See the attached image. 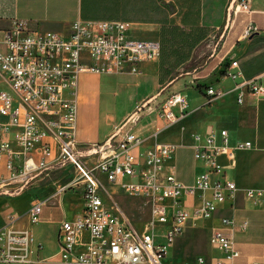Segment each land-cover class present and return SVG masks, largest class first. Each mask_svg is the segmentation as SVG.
Wrapping results in <instances>:
<instances>
[{
    "label": "crops",
    "instance_id": "0c3cea01",
    "mask_svg": "<svg viewBox=\"0 0 264 264\" xmlns=\"http://www.w3.org/2000/svg\"><path fill=\"white\" fill-rule=\"evenodd\" d=\"M229 2L230 0H0V7L11 13L9 18H0V40L4 31L16 21L26 23L33 30L67 34L71 24L77 20H109L128 23V32L132 38L158 40L163 44L159 57L140 63L138 73H81L75 98L78 105L76 131L79 147L104 142L136 111L132 110L140 106L146 112L140 121L142 117L149 120L141 126L139 121L133 127L134 132L147 139L140 148L141 152L155 142L173 143L176 151L178 148L181 151H175L167 165L174 168L176 177L184 184H192L203 174H206L211 185L217 180H231L236 184V191L232 195L225 191L226 195L221 199L213 198L211 188L203 192L216 205V213L209 220H196L192 216L193 209L202 203L199 194L183 197L182 204L188 217L182 233L166 248L168 252L165 264H200V257L204 259V264H216L223 257V252L211 244V232L213 228L223 226V218L234 221L226 229L233 231L235 247L240 251L238 261L241 264H264V202L256 205L244 194L246 188L264 189V96L257 97L247 92L243 102H239V90L235 88L237 80H249L264 74V0H252L250 12H229L231 16L228 13L227 20L230 16V22L227 23V29L224 25L225 28H222L223 31L214 40L209 51L193 59L200 43L211 36L208 31L215 32L224 23ZM249 23L258 29L248 35L246 26ZM179 35L186 37L182 40ZM179 48L186 50V56L179 53L178 57H172L170 52H181L177 50ZM191 60L195 61L194 69L175 83L174 80L169 81L173 70L163 73L165 66H187ZM233 60L238 62L235 67L231 66ZM227 69L236 72L237 78L227 75ZM194 71L199 75L195 81V73L192 74ZM107 75H115L117 83L126 90L135 89L138 92L133 97L131 94L127 96L129 100L133 98V102L122 115L111 110L103 114L104 85L109 87L112 83L105 81ZM186 75L193 77L192 86L184 88L186 104L183 108L174 107L176 114L181 110L185 113L166 126L155 108L171 91L182 90L184 83L191 81L184 77ZM2 78L6 85L0 91L10 92L8 82L3 76ZM181 78H186L184 83H181ZM211 85L223 89V95L211 99L206 93V88ZM166 89L170 91L167 92ZM156 100L158 102L155 105H150ZM148 101L150 102L146 104ZM7 120L9 119L5 116L1 118L2 122ZM222 129L228 131L229 146L249 141L251 147L237 150L233 157L220 154L217 162L221 168L219 172H212L205 160L195 156V151L197 147L202 148L207 144L209 130L216 133L215 143H221L219 131ZM17 132L12 127L6 132L9 148L14 153L10 156L5 153L0 157V178L3 181L10 177L6 167L10 159L16 169L23 168L24 157L16 154L21 152L16 141ZM50 141L51 157L55 158L58 147L52 138ZM183 149L190 151V163L183 156ZM35 157L38 158L36 153ZM79 178L73 164L57 163L44 174L30 179L28 184L9 183L6 186L9 192H0V227L8 224L9 228L27 231L32 236L28 261L6 264H68L61 255L59 228L63 220H72L82 212L83 185L63 192L58 189ZM126 178L131 179L126 176L114 185L102 177L106 187L103 197L110 202L107 201L108 204L116 203L109 193L112 190L124 191L121 184ZM40 201H43L40 218L33 223L30 209ZM245 222L244 228L242 224ZM161 231L162 228L158 231L160 236ZM88 240V232L80 233L74 247L75 252L83 251ZM163 240L160 237L158 242Z\"/></svg>",
    "mask_w": 264,
    "mask_h": 264
},
{
    "label": "built area",
    "instance_id": "2783aa9c",
    "mask_svg": "<svg viewBox=\"0 0 264 264\" xmlns=\"http://www.w3.org/2000/svg\"><path fill=\"white\" fill-rule=\"evenodd\" d=\"M251 3L252 0H235L234 14L250 12ZM71 25L67 34H60L33 30L26 23L16 21L0 40L4 45V50H0V74L11 88L10 92L0 91V157L14 153L6 135L10 127L18 130L16 141L21 152L16 154L24 157L20 170L11 159L8 161L10 177L4 181L0 178V192H9L6 189L9 183L28 184L30 179L57 163H71L80 178L58 191L82 184L84 207L74 219L63 220L59 228L60 251L68 264H165L166 248L182 233L188 217L183 197L199 194L202 203L193 209L192 216L196 220H209L216 213V205L203 192L211 188L213 198L221 199L225 191L232 195L236 184L231 180H217L211 185L206 174L198 176L192 184H184L176 177L174 168L167 165L176 151L173 143L155 142L141 152L147 139L133 131L142 116L140 106L128 118L133 126L125 133H120L122 125L104 142L79 147L75 94L80 74L138 73L140 63L159 57L161 45L158 40L132 38L129 24L122 21L77 20ZM257 29L249 23L246 33L249 35ZM237 65V60L231 62V66ZM226 71L227 75L237 78L236 72ZM198 76L195 71L193 80ZM235 88L239 90V102H243L247 92L263 97L264 74L237 80ZM206 93L214 99L223 95V89L211 85ZM185 104L182 90L173 91L155 111L168 126L185 113L181 110L176 114L174 107L183 108ZM3 116L9 120L2 122ZM118 134L119 139L114 142ZM219 136L222 141L216 144V133L209 130L207 144L195 151V156L205 160L212 172H219L221 168L217 162L220 154L233 157L237 150L251 147L249 141L229 146L226 129L220 130ZM51 138L58 147L55 158L51 157ZM126 176L132 181L122 182L123 190L128 196L145 200L150 211L147 219L131 220L117 203L108 204L103 197L106 187L102 177L115 185ZM244 194L256 205L264 202L262 188H246ZM42 204L40 201L30 209L33 223L40 218ZM222 221V227L212 229L210 239L223 252L216 264H241L233 231L226 229L234 221L230 218ZM245 226L246 222L242 224ZM161 228L162 236L158 232ZM85 231L89 240L84 250L76 253L77 239ZM160 237L163 242H158ZM31 242L32 236L27 231H17L8 224L0 227V262L28 261ZM198 261L205 262L202 257Z\"/></svg>",
    "mask_w": 264,
    "mask_h": 264
},
{
    "label": "rangeland",
    "instance_id": "374dc122",
    "mask_svg": "<svg viewBox=\"0 0 264 264\" xmlns=\"http://www.w3.org/2000/svg\"><path fill=\"white\" fill-rule=\"evenodd\" d=\"M231 4H232V1L230 0V2L227 4V7H226V15H225L224 23L222 25H219L217 31H215V32H212L210 30L208 31V34L210 33L211 36L206 37V39L200 43V45L198 46V49H196V52L194 54L193 59L197 58L199 56H203L206 52H208L209 49L213 46L214 40L216 41L219 38L220 33L223 31L222 28L224 27V25L226 26L227 23L230 22V16H231L230 13L231 14L234 13L233 10H234L235 2L232 5V7H231ZM228 13L230 16L227 20ZM1 26L2 25L0 24V27ZM212 29H214V28H212ZM1 35H2V33L0 31V37H1ZM178 37L180 39L184 40L186 36L179 35ZM160 45L162 47L163 44L160 43ZM0 50H2V51L4 50V45L2 43H0ZM177 50H180L181 52H176V51L170 52L173 54L172 57H178L179 53H181L183 56H186V50H184V49L182 50L180 48ZM160 53H161V50H160ZM193 62H195V61L191 60L190 63H187V66L183 65V66H179L177 68H173L171 66H167V67L165 66L163 68V73L166 74L167 70H176V72H178V71L181 72L180 74L176 75L174 78L170 77V79L173 78L174 81L173 80L172 81L175 83L176 81H178V78L182 77L185 73H188L189 71H192L194 69V67H193L194 63ZM199 69H197V70H199ZM193 73H195V71ZM184 77H187V79H190L191 81L189 83H184L185 82L184 80H186V78L185 79L181 78L182 79L181 83H184V87H182V93L186 91L184 88L187 85L192 86V83H193L192 82L193 77L187 76V75ZM117 79L118 78L115 75H107V77H106L105 81L112 82V83L109 84V87L104 85V93L102 95L103 114H104V112L111 110V111L117 112L119 115H122V113L124 111H126V109L130 108L129 106L133 102V100H132L133 98L129 100V98L127 96H129V94H131V97H133V96L138 94V92L135 89L126 90V88L123 85H120L117 83ZM169 81H171V80H169ZM4 82L5 81H3L2 75L0 74V88L5 87L6 84ZM166 91L169 92L170 89H166ZM157 102H158V100H156L155 102H152L150 105H155ZM135 110H137V107L134 108V110H132V112H134ZM145 114H146V112L142 110L141 115L144 116ZM128 117L126 120H124L121 123L120 126L123 125V128L120 131V133H125L127 130H129L132 127L133 124L131 122L127 121ZM148 121H149L148 119H146L145 117H142V120L139 122L140 123L139 126H141L142 124L148 123ZM102 122H104L103 119H102ZM120 126H118V128ZM119 136H120V134H118L116 136V139L114 140V142L118 141ZM180 151H181V148H178L176 152H180ZM183 156H185L187 162L190 163V157H192V156H190V151L189 150L186 151L185 149H183ZM126 181H132V179L126 178ZM109 195H111V197L114 199V201L119 204V206L122 208V210L128 215L129 219H131V220H143V219L148 218L149 207L143 199L128 196L127 194L124 193V191L120 192L119 190H112V193L110 192ZM108 203H110V202L108 201ZM0 264H6V263L0 262Z\"/></svg>",
    "mask_w": 264,
    "mask_h": 264
},
{
    "label": "trees",
    "instance_id": "16d2710c",
    "mask_svg": "<svg viewBox=\"0 0 264 264\" xmlns=\"http://www.w3.org/2000/svg\"><path fill=\"white\" fill-rule=\"evenodd\" d=\"M10 15H11V13H9V12L7 13L6 11H4L3 7H0V18H2V17H8L9 18V17H11ZM180 73L181 72H179V71L175 72V70H173L171 77L174 78L176 75H178ZM173 78L171 79V81L173 80Z\"/></svg>",
    "mask_w": 264,
    "mask_h": 264
},
{
    "label": "water",
    "instance_id": "95a60500",
    "mask_svg": "<svg viewBox=\"0 0 264 264\" xmlns=\"http://www.w3.org/2000/svg\"><path fill=\"white\" fill-rule=\"evenodd\" d=\"M234 2H235V0H232L231 7H232V5L234 4ZM230 9H231V8H230ZM227 27H228V24L226 25V29H227ZM149 102H150V101H148L146 104H148ZM146 104H145V105H146ZM145 105H144V106H145Z\"/></svg>",
    "mask_w": 264,
    "mask_h": 264
}]
</instances>
